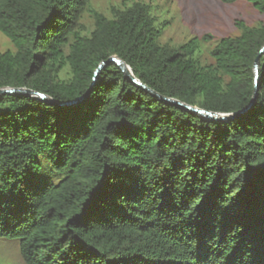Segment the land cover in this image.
<instances>
[{
  "label": "trees",
  "instance_id": "16d2710c",
  "mask_svg": "<svg viewBox=\"0 0 264 264\" xmlns=\"http://www.w3.org/2000/svg\"><path fill=\"white\" fill-rule=\"evenodd\" d=\"M232 3L236 0H220ZM264 13V0H245ZM88 11L94 27L83 32ZM0 0V238L24 264H264V23L242 22L198 59L201 41L159 43L149 4ZM235 114L206 121L157 99Z\"/></svg>",
  "mask_w": 264,
  "mask_h": 264
},
{
  "label": "rangeland",
  "instance_id": "374dc122",
  "mask_svg": "<svg viewBox=\"0 0 264 264\" xmlns=\"http://www.w3.org/2000/svg\"><path fill=\"white\" fill-rule=\"evenodd\" d=\"M137 2L150 5L155 25L161 30L158 39L161 44L176 46L192 37L210 35L209 40L201 41L197 53L203 64L213 63L209 51L222 37L240 33L237 22L247 26L264 23V13H259L245 0L232 3L220 0H88V7L111 17L112 7L123 8ZM78 22L85 34L94 27L93 18L86 10L80 13ZM0 51H14L12 42L2 31ZM0 264H24L17 240L0 238Z\"/></svg>",
  "mask_w": 264,
  "mask_h": 264
},
{
  "label": "water",
  "instance_id": "95a60500",
  "mask_svg": "<svg viewBox=\"0 0 264 264\" xmlns=\"http://www.w3.org/2000/svg\"><path fill=\"white\" fill-rule=\"evenodd\" d=\"M264 53V45L261 47L260 51H259V55L257 56L255 63H254V73H255V90H254V94L252 96V99L250 100V102L246 105V107L244 109H242L240 112H243L244 110H246L247 108H249L252 103L254 102L256 95H257V82H258V60L259 57ZM109 63H114L115 65H117L119 67V69L122 71L124 77L126 79H128V81H130L132 84H134L136 87L142 89L144 92L150 94L151 96L163 100L166 103L173 105L175 107L178 108H182L184 110H187L189 112H192L194 114L199 115L200 117H202L204 120L206 121H218V122H223L229 118H231L232 116H235L238 113L235 114H227V113H219V112H213V111H208L205 110L203 108H200L198 106L195 105H190V104H186L180 100L174 99V98H168V97H164L162 95H160L159 93H157L156 91L152 90L151 88H149L148 86H146L145 84H143L138 78H136L129 66L119 57L117 56H110L108 59L102 61L97 69L95 70V76L93 78V82L92 84L95 82L97 75L102 71V69L108 65ZM91 91V88L82 96L71 100V101H66V102H56L54 99H52L51 97H49L48 95L41 93L39 91L36 90H32L30 88H26V87H6V88H0V95L2 94H8V95H14V96H32L34 98L39 99L40 101L49 104V105H59V106H73L75 104H77L80 100H82L86 95H88V93Z\"/></svg>",
  "mask_w": 264,
  "mask_h": 264
}]
</instances>
